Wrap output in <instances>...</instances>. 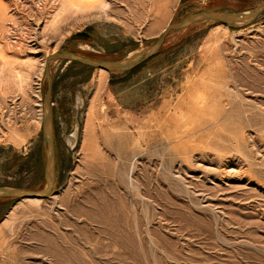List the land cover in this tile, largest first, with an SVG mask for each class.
Wrapping results in <instances>:
<instances>
[{
  "label": "rangeland",
  "instance_id": "374dc122",
  "mask_svg": "<svg viewBox=\"0 0 264 264\" xmlns=\"http://www.w3.org/2000/svg\"><path fill=\"white\" fill-rule=\"evenodd\" d=\"M147 1L0 0V186L44 188L49 56L122 60L264 4ZM48 67L54 184L0 199V264H264V14L132 70Z\"/></svg>",
  "mask_w": 264,
  "mask_h": 264
},
{
  "label": "water",
  "instance_id": "95a60500",
  "mask_svg": "<svg viewBox=\"0 0 264 264\" xmlns=\"http://www.w3.org/2000/svg\"><path fill=\"white\" fill-rule=\"evenodd\" d=\"M264 14V4L255 9L252 12L247 13H216L200 11L194 13L189 17H185L179 23L169 26L162 36L152 45L150 48H146L135 53L133 56H129L122 60L98 62L88 60L86 58L69 54L66 52H58L49 56L46 60L45 75L48 83V88L45 99H44V110H43V128H44V139L46 144V168H45V185L44 188L38 191H29L25 188H18L14 186L4 185L0 186V199L10 198L17 200H43L47 198L53 188L54 177H55V152H54V136L53 127L50 119L51 111V78L49 75V63L55 60H62L71 64H78L88 69H99L106 70L108 72H116L122 70H132L154 58L159 54L162 47L164 46L167 36L171 33L182 31L194 24L212 21L220 24L229 26H244L253 23ZM87 37V36H86Z\"/></svg>",
  "mask_w": 264,
  "mask_h": 264
},
{
  "label": "bare ground",
  "instance_id": "6f19581e",
  "mask_svg": "<svg viewBox=\"0 0 264 264\" xmlns=\"http://www.w3.org/2000/svg\"><path fill=\"white\" fill-rule=\"evenodd\" d=\"M141 2H140V4H142L143 6L145 5L146 6V3H145V0H140ZM147 2H149V0L147 1ZM104 4V3H103ZM105 6H106V4H105ZM141 7V6H140ZM134 55V54H133ZM133 55H131V56H133ZM102 71V70H101ZM105 72V71H104ZM18 77V76H17ZM104 78H106V77H104ZM100 84L102 85L103 84V80H101V82H100ZM100 89V88H99ZM93 103V102H92ZM92 105V104H91ZM3 110V109H2ZM3 112V111H2ZM90 116V115H89ZM88 119V118H87ZM92 125V124H91ZM87 130V129H86ZM88 134V133H87ZM96 136V135H95ZM90 137V136H89ZM32 201H38V200H36V199H34V200H32ZM17 206V205H16ZM6 223H8V222H6ZM3 224V223H2ZM6 225V224H5ZM7 226V225H6ZM5 226V227H6Z\"/></svg>",
  "mask_w": 264,
  "mask_h": 264
},
{
  "label": "trees",
  "instance_id": "16d2710c",
  "mask_svg": "<svg viewBox=\"0 0 264 264\" xmlns=\"http://www.w3.org/2000/svg\"><path fill=\"white\" fill-rule=\"evenodd\" d=\"M18 188H21V187H18ZM4 214L2 213L1 209H0V220L1 218H3Z\"/></svg>",
  "mask_w": 264,
  "mask_h": 264
},
{
  "label": "flooded vegetation",
  "instance_id": "af4514ba",
  "mask_svg": "<svg viewBox=\"0 0 264 264\" xmlns=\"http://www.w3.org/2000/svg\"><path fill=\"white\" fill-rule=\"evenodd\" d=\"M88 37V36H87Z\"/></svg>",
  "mask_w": 264,
  "mask_h": 264
}]
</instances>
